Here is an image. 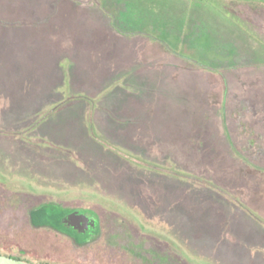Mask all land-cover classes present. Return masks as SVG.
I'll return each instance as SVG.
<instances>
[{
    "label": "rangeland",
    "instance_id": "rangeland-1",
    "mask_svg": "<svg viewBox=\"0 0 264 264\" xmlns=\"http://www.w3.org/2000/svg\"><path fill=\"white\" fill-rule=\"evenodd\" d=\"M162 1L0 0L1 252L264 264V46L220 0H172L180 16ZM232 6L264 32V8ZM47 205L98 233L37 227Z\"/></svg>",
    "mask_w": 264,
    "mask_h": 264
},
{
    "label": "flooded vegetation",
    "instance_id": "flooded-vegetation-1",
    "mask_svg": "<svg viewBox=\"0 0 264 264\" xmlns=\"http://www.w3.org/2000/svg\"><path fill=\"white\" fill-rule=\"evenodd\" d=\"M47 218V224L44 225H35L37 227L48 228L54 233L70 239L75 245H82L86 241L98 233L99 223L96 218L91 217L82 210L79 209H62L52 205H47V208L44 210ZM78 212V214H84L88 220L85 222L80 221H68L65 222L63 217ZM94 223L92 227L89 225Z\"/></svg>",
    "mask_w": 264,
    "mask_h": 264
},
{
    "label": "trees",
    "instance_id": "trees-1",
    "mask_svg": "<svg viewBox=\"0 0 264 264\" xmlns=\"http://www.w3.org/2000/svg\"><path fill=\"white\" fill-rule=\"evenodd\" d=\"M220 1L224 2V3L221 4L222 6H221L220 9L222 11H224L227 15H229L241 29H243L247 34L252 36L254 39H256L259 43L263 44V46H264V32L258 31V28L250 23L251 20H245L244 18H242L239 15H237L236 14L237 13L236 8H234L232 6V4H234V3H239V4L240 3H246L248 5L256 6V7H259V8H264V1H262V0H220ZM202 2H203V0H196V2L193 1V4L196 3L195 5H200V4H203ZM229 51L227 53H232L233 52V51H231V52H229ZM198 61H201V60H198ZM230 61H232V60H230ZM257 61H259V60L255 59V61H251V63L244 62L243 64L237 65V66L234 63L235 66L234 65L233 66H229L228 70L239 69V68H242L245 65H249V66L252 65V67L254 65H257L258 67H260L261 64H260V62H257ZM64 101H65L64 103H68L69 102V101H66V100H64ZM93 107H94V103H93ZM88 124H89L88 126H89L90 132L96 133L97 132L96 131L97 128H96L94 122L91 119L89 120ZM178 172H179V174H183L182 171H178ZM52 206H55V205H52ZM40 209H43V211H44L46 208L41 206ZM90 216L95 218L93 215H90ZM29 217H30V221L32 222V220H31L32 219V211H29ZM0 255H4V256H7V257H10V258H13V259L22 260V261L29 262V263H32V264H44V263H36V262H33L32 260L24 258L22 256H14V255H10V254H7V253H3L1 251H0Z\"/></svg>",
    "mask_w": 264,
    "mask_h": 264
},
{
    "label": "crops",
    "instance_id": "crops-1",
    "mask_svg": "<svg viewBox=\"0 0 264 264\" xmlns=\"http://www.w3.org/2000/svg\"><path fill=\"white\" fill-rule=\"evenodd\" d=\"M125 1V2H124ZM130 1H132V0H118V2L119 3H121L122 5H126L127 3L126 2H130ZM156 0H133V5H138V4H140V5H142V4H144V3H149V4H158V3H156L155 2ZM174 2L171 0H167V1H162V2H159V4H165V5H167V11H171V12H175V9L172 7V5L171 4H173ZM180 3V2H179ZM180 4H182V6H183V8L184 9H181V12L183 11V10H190V11H193L194 9H193V2L191 3L190 2V0H185L184 1V3H180ZM192 4V5H191ZM181 12L178 10L177 12H175L178 16H180V14H181ZM157 16L158 17H161V18H163V16H160L159 14H157ZM196 17H197V15H196ZM198 18V21L200 20V18L201 17H197ZM164 19V18H163ZM201 21V20H200ZM158 23L159 22H157V23H155V25L154 26H158V27H161V28H164L163 26H161V25H158ZM166 25H167V22H166ZM165 25V26H166ZM190 25V24H189ZM164 31V30H163ZM179 35V34H178Z\"/></svg>",
    "mask_w": 264,
    "mask_h": 264
},
{
    "label": "water",
    "instance_id": "water-1",
    "mask_svg": "<svg viewBox=\"0 0 264 264\" xmlns=\"http://www.w3.org/2000/svg\"><path fill=\"white\" fill-rule=\"evenodd\" d=\"M264 1V0H262ZM63 220L65 222L68 221H80V222H85L88 220V218L84 215V214H78V212H74L72 214H69L65 217H63ZM89 225H91L92 227L94 226V223H90ZM0 264H32L29 262H25L22 260H18V259H13L4 255H0Z\"/></svg>",
    "mask_w": 264,
    "mask_h": 264
}]
</instances>
